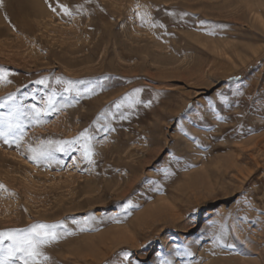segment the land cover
I'll return each instance as SVG.
<instances>
[{"label":"rangeland","instance_id":"374dc122","mask_svg":"<svg viewBox=\"0 0 264 264\" xmlns=\"http://www.w3.org/2000/svg\"><path fill=\"white\" fill-rule=\"evenodd\" d=\"M263 24L264 0H3L0 67L11 83L0 98L29 94L24 103L40 107L47 90L35 81L58 91L57 77L84 82L25 140L89 129L102 142L90 165L79 151L36 164L0 141V232L60 224L71 234L44 248L46 264H264ZM135 89L142 102L123 109L129 118L98 131V114Z\"/></svg>","mask_w":264,"mask_h":264},{"label":"snow or ice","instance_id":"6c2138e0","mask_svg":"<svg viewBox=\"0 0 264 264\" xmlns=\"http://www.w3.org/2000/svg\"><path fill=\"white\" fill-rule=\"evenodd\" d=\"M2 6L3 0H0V7ZM58 7L64 15L69 17L73 15V11L68 5L59 4ZM52 10L56 11V8ZM82 10L83 5L76 6L77 12ZM133 11L142 24L151 23L150 14L146 6L137 4ZM169 14L174 15L173 13ZM181 15H187V13ZM152 26L155 27L157 25L153 23ZM159 26L163 27V25ZM9 76L10 73L0 67V83H11L8 79ZM35 83L42 85L47 90L40 97V107H37L35 103H24L29 94H25V96H21L20 98H17L14 94H9L5 98H0V108L7 109L6 112H0V141L8 146L15 145L18 150L23 149L22 154L27 155V158L36 164H59L62 161L56 159V153L79 151L81 158L85 162L94 165L96 163L93 158L96 155L95 144L102 141H97L89 129H85L70 140H39L35 145L25 140L27 136L26 129L28 127L47 123V116L69 107L76 102L75 98L83 94L79 88V85L84 83L83 81H71L57 77L55 83L61 86V90L59 91L55 87L49 86L48 77H43L35 81ZM141 91L142 89H135L114 101L111 109L105 108L98 114L93 121V125L100 132L107 133L113 131L111 121L117 118L120 120L128 119L131 112L124 111L123 109L131 110L140 104L142 102L140 100ZM84 92L93 94L95 89L86 88ZM71 94H74L75 98ZM30 95L33 100H36L38 91L34 90ZM222 99L226 98L222 97ZM0 191H7L3 184H0ZM74 223L79 224L80 221H74ZM85 225H87V221H85ZM59 227L60 224L37 222L26 228L0 232V264H46L49 257L45 254L44 248L71 234L67 229L59 232ZM226 235V229L221 225L219 233L214 236V244L222 245ZM5 241L9 243L5 244ZM177 254L184 256L192 255L187 249L183 253L178 249ZM162 264H171V261L164 260Z\"/></svg>","mask_w":264,"mask_h":264},{"label":"bare ground","instance_id":"6f19581e","mask_svg":"<svg viewBox=\"0 0 264 264\" xmlns=\"http://www.w3.org/2000/svg\"><path fill=\"white\" fill-rule=\"evenodd\" d=\"M256 18H258L259 20H261V18L260 17H256ZM264 25V24H263ZM101 203V202H100ZM163 205V204H162ZM160 207H162V206H157V207H155V208H152L151 210H150V212L149 213H153V212H155V211H157V209H159ZM146 218V217H145ZM147 219H148V217H147ZM144 221V218L143 217H141L140 218V223H142ZM109 235V234H108ZM115 235V234H114ZM111 237V236H110ZM115 237V236H114ZM109 238V237H108ZM116 238V237H115ZM129 238V237H128ZM106 240H108V239H106L105 237H103V239L102 238H100L98 241V244H96V243H94V240L92 241V247H99L101 244H103ZM122 242V241H121ZM108 243V242H107ZM112 244V243H111ZM105 245V244H104ZM109 253V252H108Z\"/></svg>","mask_w":264,"mask_h":264}]
</instances>
